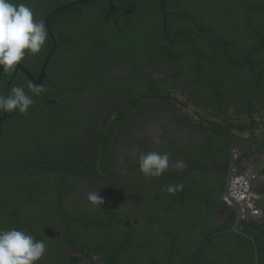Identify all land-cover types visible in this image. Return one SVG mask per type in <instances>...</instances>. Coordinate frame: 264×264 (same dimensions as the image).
Listing matches in <instances>:
<instances>
[{
    "label": "trees",
    "instance_id": "1",
    "mask_svg": "<svg viewBox=\"0 0 264 264\" xmlns=\"http://www.w3.org/2000/svg\"><path fill=\"white\" fill-rule=\"evenodd\" d=\"M55 1L32 0L37 11L44 15L35 20L43 21V17L55 9ZM80 1L86 0H59L56 6L70 7L50 15L47 20L55 39L58 41L54 32L57 25L64 41L55 43L56 48L52 50L54 44L47 37L46 52L52 51V56L45 64L47 78L38 86L44 89L40 95L30 91L29 85L33 84L28 80L17 81L8 74L4 76L0 69V91L4 89L1 95L7 97V90L10 92L19 86L33 99V105L24 114L19 110H0V230L15 228L43 240L46 252L38 264H87L82 260L86 256L91 259L90 264L97 261L101 264H264V227L257 226L251 232L245 226L242 230L245 236L227 232L210 237L230 228L234 218L231 211L226 213L224 226L216 227L214 222L215 217L223 216L229 209L213 191V174L208 170L215 158L227 160L223 139H207L190 156L197 154L193 168L204 169L198 181L185 180L182 190L175 194L159 186L158 197L150 185L139 186L143 201L131 202L127 210L121 206L117 211L116 206L133 196L121 197L120 203L111 206L105 202L95 206L87 195L98 185L76 186L69 181V178L89 174L98 180L106 173L104 162L99 168L96 164L98 151L106 153L123 115L136 109L169 104L165 83L179 74L174 73L176 70L172 71V67L189 64L201 69L223 65L220 71L227 76L228 68L233 65L246 70L244 57L249 54L250 73L254 75L243 73L242 77L250 78L248 92L252 97L248 100L258 97L261 107L244 106L235 111L239 114L252 110L251 117L264 111V0H165V35L173 38L174 27L185 30L177 34L173 48L168 46L161 30L164 18L159 9L160 0H111L113 14L105 1L75 4ZM12 2L30 7L29 0ZM185 32L192 34L194 44L180 39ZM206 36L210 41H205L204 45L209 50L199 42V38ZM155 39L160 40L157 47L153 43ZM181 40H184L182 47L176 49ZM162 46L164 49H159ZM64 50L68 54L66 58H63ZM58 51H61L59 55ZM156 55H160L155 59L157 70L164 76L174 73L172 77L153 75L156 68L151 62ZM190 57L197 65L188 62ZM140 58L145 64L144 70L140 67ZM54 59L65 60L63 75L57 71L53 76L50 73L49 66ZM43 61L44 58H39L38 63L41 65ZM20 64L29 68L23 62ZM108 73L122 77L117 80L119 85L112 86L116 90L114 99L104 93L110 91L104 83ZM138 73L145 79L137 80L135 74ZM10 78L13 79L7 85ZM94 82L99 84L96 90ZM81 93L101 98L95 104L97 113L93 114L95 119L91 125L80 126L66 112L79 104ZM211 97L219 104L214 95ZM37 99L43 101L37 103ZM44 99L54 103L46 106ZM121 99L127 109L124 113ZM202 109L206 115L213 113L207 106ZM49 110H55L56 118L48 114ZM224 112L228 114V110ZM232 118H237L235 121L239 123H231L240 128L253 126L252 122L243 125L241 117ZM256 122L264 124V113ZM211 129L214 134L222 133L220 122L215 121ZM78 130L89 139L88 152L77 147L80 144ZM92 141H100L103 147L92 145ZM64 150L76 151V155L66 157L69 167L50 158L53 151ZM179 150L183 151L181 146ZM262 164L258 169L260 176H264V161ZM159 181L165 182V177ZM177 183L182 184L177 181L173 185ZM258 194L264 209L261 188ZM105 209L109 211L104 217ZM205 241L208 242L202 249ZM77 253H81V257Z\"/></svg>",
    "mask_w": 264,
    "mask_h": 264
},
{
    "label": "flooded vegetation",
    "instance_id": "2",
    "mask_svg": "<svg viewBox=\"0 0 264 264\" xmlns=\"http://www.w3.org/2000/svg\"><path fill=\"white\" fill-rule=\"evenodd\" d=\"M31 1L32 0H29L30 8L35 10V12H33L34 18H42L44 15L37 11ZM58 1L59 0L55 1V9L51 10V12L46 15V17H43V22L48 32V38L54 44L52 50L56 48L55 43L57 44L64 41L59 27L56 25L54 28V32L58 36L57 41L54 34L49 29V24L47 22L49 18L48 16L67 9L68 5L62 7L56 6L59 4ZM39 18L37 20L41 21ZM163 25L164 28L162 27L161 30L164 33V38L169 43L168 46L173 48L177 34L183 33L185 30H183V27H174V34L173 36L171 35L173 38H168V36L165 35L166 22ZM185 33L186 34L184 35V38L180 37V39H184L190 43H193L192 34L188 32ZM160 37H158V39ZM204 38L205 39L199 38V42H201L205 49L209 50V47H206L204 43L205 41L209 42L210 39L208 36ZM158 39L153 41L156 47L160 42ZM184 40H181V43L175 48L178 49L182 47ZM46 49H48V47H46V44H44L40 53L36 55L25 56L22 62L25 65H28L29 68L19 63L18 66L13 70L4 72L3 68L0 67V69L3 71V75L6 76V74H8L9 76H13L17 79V81L19 79L28 80L33 84V86H39L41 81L47 78V75L45 74V64L50 58L46 63L45 61L52 53V51L49 53L48 51L46 52ZM159 49H164V47L162 46ZM190 50H193L194 52L193 47H191ZM60 52L61 51H58V55ZM62 53L63 58L68 56L66 50H64ZM51 56L52 54L50 57ZM195 56L198 58L197 54ZM158 57H160V55H156L154 60L151 62V64H153V66L156 68L153 72V75L170 78L174 75V73H179L173 76V80H169L170 82L168 81L165 83L166 88L169 90V93L167 94V97L169 98V104L165 106H155L151 109H136L127 115H123L122 121L120 122L121 125L118 128L119 130H116L115 137L107 145V149L105 151L106 153L103 155V150L98 151L96 164L99 168V165L104 162L106 173H103L101 179L97 178L95 175L98 180H96L93 175L89 174L85 176L81 175L69 178V181L74 182L76 186L98 185L95 190L104 199V202L108 206L114 205L115 202L120 203L118 200H120L121 197H127L129 195L133 196V199L126 198L128 200H121V203L116 206L117 211H120L121 206L124 210H127L128 208H131V202L141 203L143 201V196L140 190H138L139 186L147 188V185H150L154 188L155 196L158 197V191L160 188L159 186H162L164 191L168 192V186L173 185V183L177 181H180L182 185L187 179H189V182L198 181L201 174L204 172V169L200 167L193 168L192 165L197 161V154H195L193 158L190 156L207 139H223L226 144L227 160L222 161L220 158H215V160L208 165V170L213 174V191L218 193L219 200L226 206L223 201V197L230 159H233V165L236 173L239 172V174L243 176H249V174H251L253 178L257 179V184H255L257 193L260 191V188L261 192H264V176H260L258 173V169L263 165L262 163L264 161V124H257L256 122L261 118V115L264 113V111L261 110L260 114L256 112V117L249 116L252 110L250 112L244 110L239 114L235 111L236 108L244 106L251 107L252 105L255 107V109L261 107V102H259L258 97L248 100L252 97L248 92L250 78L242 77L243 73H246L249 76L254 75L250 73L251 70L249 68V61L247 60L249 54L244 57V65L246 66V70H244V68L241 66L233 65L228 68L229 71L227 76H225L223 72L220 71V68H224L223 65L220 66V68L218 65H214L200 69L197 66L193 67L189 64L187 67H172V71H176L171 76H164L161 70H157L158 64L156 63L155 59H158ZM39 58H44L43 64L41 65L38 63ZM141 59L142 58H140V67L142 66V70H144L145 64H143ZM125 62L128 63L127 61ZM188 62L194 65H197L198 63L197 61L196 63L194 62L193 57H190ZM65 65V60L54 59L50 63L49 71L52 76L56 71L57 73L63 75V69L66 67ZM36 72H38L37 75L34 74ZM42 73L43 77H41ZM33 75H36V77L34 78ZM135 75L139 81L145 79L143 78L144 76L140 75V73ZM12 79L13 78L7 80V85L11 83ZM121 79V76H116L114 74L108 73L106 75L104 83L110 88L109 92L106 90L104 91L107 98H115L116 90L112 86L119 85L117 80ZM98 85V83L94 82V90L98 88H95ZM217 86L219 89H216ZM3 90L4 89H1L2 92ZM6 93L8 96L10 92L7 90ZM211 95H214L219 100V104L212 100ZM78 96L80 97L79 104L75 105L72 109L66 110V108H63L62 110L63 112L66 110L71 119H76L80 126L87 123V125H91L92 120L95 119L93 114L95 115L97 113L95 111V104L99 103L101 98L98 97L94 99L90 93H87L86 95L81 93ZM44 100L46 106L54 103L53 100L50 99ZM36 101L37 103H41L43 100L37 99ZM120 101L122 105V99ZM120 101L118 100V102ZM206 106L211 110V112H213L211 115H206L204 112L205 110L202 109ZM121 108L123 113L127 111L123 105ZM225 109L228 110V114L224 112ZM221 113L223 114L221 115ZM48 114L53 116V118H56L55 110H49ZM232 116L241 117L242 119L240 122L243 125H245L247 122H252L253 126H243L240 128L239 125L231 123V121H235V119H237L232 118ZM0 120H2V118ZM215 121L217 123H221V134L212 133L211 126ZM236 122L238 123V121ZM78 138L80 139V144L77 146L78 149H84L85 152H88L87 150L89 143L86 144V142L89 141V139H85L82 135V132L79 130ZM83 144H85L84 147ZM93 144L103 147V144L100 141H92V145ZM149 145H151L154 150L163 151L164 153L169 154L170 169L172 170L170 175L168 174V170L165 171L160 177H146L140 172L138 163L139 156L143 153L152 151ZM180 146L183 149L182 152L179 150ZM233 148L234 150L232 151ZM64 151L65 152L53 151V153L50 155V158H55L54 160H57L59 165L69 167L70 162L66 157L71 158L69 155H76V151ZM177 162H182L186 166L183 168H178L176 166ZM100 170H102V167H100ZM162 177H165V182L160 183L159 179ZM215 177L217 179H215ZM193 192L199 193V191L195 190H193ZM258 199L259 200L257 201V204L262 209L261 216H259L257 219H253L251 216H249V214L242 216L240 222L241 229L237 234L245 236L242 231L245 226H248L251 232L257 226L264 227V225H262L264 224V209L263 206L260 205L261 198L259 194ZM132 208H135L133 204ZM228 208L229 209L225 210L226 212L223 216H217L214 218L216 227L225 225L224 218L227 217L226 213L231 211L233 212L234 216L231 227H233L235 224L238 214H236L237 212L234 211L233 207ZM108 211V209L104 210V217L107 215ZM97 264H101V262L97 261Z\"/></svg>",
    "mask_w": 264,
    "mask_h": 264
},
{
    "label": "clouds",
    "instance_id": "3",
    "mask_svg": "<svg viewBox=\"0 0 264 264\" xmlns=\"http://www.w3.org/2000/svg\"><path fill=\"white\" fill-rule=\"evenodd\" d=\"M47 37L48 32L44 22L35 20L34 13L27 4H16L12 0H0V67L3 68L4 72L13 70L24 60L26 55L40 53ZM29 88L35 95H40L44 91L42 87L38 86L29 85ZM32 105V97L19 86L13 87L7 97L0 95V110L4 112L19 110L21 114H24ZM138 163L140 172L146 177H160L170 168V156L168 153L150 151L141 154ZM176 166L183 168L186 165L177 162ZM238 176L243 175L239 172L233 174L227 184L229 198H231L229 195L230 182ZM243 177L253 178L252 175ZM249 178H247L248 181ZM250 186L252 192L256 195L255 205L262 213V209L257 204L259 200L258 193L251 183ZM182 188L183 185L177 183L169 185L167 190L170 194H175ZM226 197H223V201L226 206L231 207ZM87 199L95 206H101L104 203V199L96 190L89 192ZM239 206L241 207L240 204ZM242 212L244 211L242 210ZM249 216L251 215L249 214ZM251 217L257 219L259 216ZM45 252L46 244L43 240H36L32 235L15 228L0 230V264H38ZM77 254L81 257V253ZM82 260L87 264L91 262L88 256L82 258Z\"/></svg>",
    "mask_w": 264,
    "mask_h": 264
},
{
    "label": "water",
    "instance_id": "4",
    "mask_svg": "<svg viewBox=\"0 0 264 264\" xmlns=\"http://www.w3.org/2000/svg\"><path fill=\"white\" fill-rule=\"evenodd\" d=\"M100 1H105L107 4H108V6H109V8H110V11L113 13L114 12V6H113V4H112V2H111V0H86V1H80V2H77V3H75V4H91V3H96V2H100ZM164 3H165V0H160V6H159V9H160V11L162 12V14H163V18H164V23L163 24H165V20H166V16H167V14L164 12ZM68 7H70V5H68L67 6V8ZM49 17V16H48ZM163 28H164V25H163ZM52 54V53H51ZM50 54V55H51ZM50 55L47 57V59H46V61H45V63L48 61V59L50 58ZM18 66V65H17ZM16 66V67H17ZM45 67V66H44ZM43 67V68H44ZM41 77H43V73H42V76ZM235 152H237V151H235ZM236 173V171H235V168H234V165H233V159H230V161H229V168H228V175H227V179H226V187H225V191H224V196L228 199V201L230 202V206H231V208L233 207L234 208V211H236L237 213L236 214H238V216H237V219H236V222H235V224L233 225V227H231V228H226V229H224V230H221V231H218V232H215V233H213L210 237H213V236H217V235H221V234H224V233H227V232H234V233H239L240 232V229H241V227H240V222H241V219H242V216H246L247 215V213H245V212H242V209H241V207L239 206V204H237L235 201H233L231 198H229L228 197V183H229V180H230V178L233 176V174H235ZM251 174H249V176H250ZM256 178H249V181H250V183H251V185H253L254 187H256L255 186V184H257V182H256ZM256 190V189H255ZM253 219H255V218H253ZM207 242L208 241H205V243H204V246H205V244H207ZM204 246H203V248H204ZM202 248V249H203ZM201 249V250H202ZM255 261H257V259H255Z\"/></svg>",
    "mask_w": 264,
    "mask_h": 264
},
{
    "label": "built area",
    "instance_id": "5",
    "mask_svg": "<svg viewBox=\"0 0 264 264\" xmlns=\"http://www.w3.org/2000/svg\"><path fill=\"white\" fill-rule=\"evenodd\" d=\"M229 195L241 205L244 212L253 217L260 216L261 210L255 205L256 195L252 192L247 178L243 176L234 177L230 182Z\"/></svg>",
    "mask_w": 264,
    "mask_h": 264
},
{
    "label": "bare ground",
    "instance_id": "6",
    "mask_svg": "<svg viewBox=\"0 0 264 264\" xmlns=\"http://www.w3.org/2000/svg\"><path fill=\"white\" fill-rule=\"evenodd\" d=\"M114 11H115V9H114ZM112 13V12H111ZM114 13V12H113Z\"/></svg>",
    "mask_w": 264,
    "mask_h": 264
},
{
    "label": "rangeland",
    "instance_id": "7",
    "mask_svg": "<svg viewBox=\"0 0 264 264\" xmlns=\"http://www.w3.org/2000/svg\"><path fill=\"white\" fill-rule=\"evenodd\" d=\"M236 122V121H235Z\"/></svg>",
    "mask_w": 264,
    "mask_h": 264
}]
</instances>
